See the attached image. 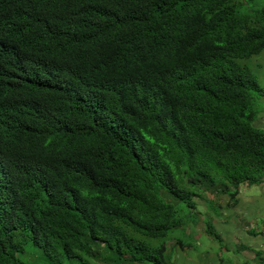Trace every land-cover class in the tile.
Here are the masks:
<instances>
[{
  "label": "trees",
  "instance_id": "1",
  "mask_svg": "<svg viewBox=\"0 0 264 264\" xmlns=\"http://www.w3.org/2000/svg\"><path fill=\"white\" fill-rule=\"evenodd\" d=\"M255 11L0 0V264H32L28 247L47 264H167L184 212L262 183L264 89L239 63L264 49Z\"/></svg>",
  "mask_w": 264,
  "mask_h": 264
},
{
  "label": "crops",
  "instance_id": "2",
  "mask_svg": "<svg viewBox=\"0 0 264 264\" xmlns=\"http://www.w3.org/2000/svg\"><path fill=\"white\" fill-rule=\"evenodd\" d=\"M254 125L264 130V111ZM230 194L236 193L208 194L198 201L191 217L200 222H187L186 228L169 238L167 264H264V180L242 185L235 198ZM209 206L215 214L209 213Z\"/></svg>",
  "mask_w": 264,
  "mask_h": 264
},
{
  "label": "rangeland",
  "instance_id": "3",
  "mask_svg": "<svg viewBox=\"0 0 264 264\" xmlns=\"http://www.w3.org/2000/svg\"><path fill=\"white\" fill-rule=\"evenodd\" d=\"M237 3H238L239 10H240L241 14H249L255 10H258V9L264 7V0H237ZM239 63L242 66L247 67V69L257 79L259 86L262 89H264V49H263V51H261L260 54L251 56L248 59L240 60ZM255 108L257 111L263 112L264 111V101H258V104ZM208 208H209L210 214H215V211H214L212 206H209ZM186 214H187V212H184L181 216L185 222H189V221L195 222V223L200 222L199 218L191 217L192 215L187 216ZM185 228H186V226H185ZM178 230L172 231L170 233V238L177 236L179 234ZM180 235H182V234H180ZM40 258H41V260H40ZM24 260H27L28 262H30L32 264H38V262L40 260L39 263L43 262V263L47 264V262H45L42 259L40 252H39V249L34 248V247H28V252H27V255L24 257ZM66 264H100V263H97V262L93 263L87 259H84L83 262L79 261V260L71 259L68 262H66Z\"/></svg>",
  "mask_w": 264,
  "mask_h": 264
}]
</instances>
